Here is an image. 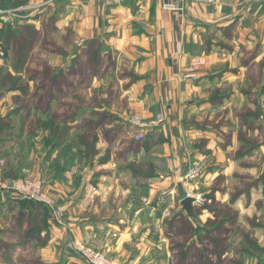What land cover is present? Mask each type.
I'll list each match as a JSON object with an SVG mask.
<instances>
[{
	"label": "rangeland",
	"instance_id": "rangeland-1",
	"mask_svg": "<svg viewBox=\"0 0 264 264\" xmlns=\"http://www.w3.org/2000/svg\"><path fill=\"white\" fill-rule=\"evenodd\" d=\"M13 1L15 0H10L12 3ZM5 2L0 5V30L24 26L40 28L33 48L28 51L27 65L23 73V81L29 85L31 96L19 101L16 97L19 93L7 94L5 97L15 94L14 106L6 111L5 117H0L3 119L0 127L6 125L4 130L6 140L9 142L17 139L15 144L19 145L20 150V152L16 151L21 158L20 165L16 166L17 169L14 171L16 177L10 184L40 181L41 187L46 191L44 186L48 174L47 167L49 166L58 176L64 168L65 171L67 169L70 171L69 174L66 172L64 175L67 183H70L77 192H73L76 194H73L75 198L82 193H78V190L79 188L81 190L83 185L90 194H93L94 187L101 184L102 196L106 192L113 194L107 200L108 203L112 200L128 201L137 196L143 188L148 189V186L156 185L161 189L157 194L153 193L155 196L153 198L161 196L166 202L162 211L165 220L161 223L167 239L166 246L149 254L147 252L132 254L134 263L164 264L161 261H164L167 249L171 264H264V244L259 248L254 242L255 239L250 238L251 234H254L253 231L244 233L242 230L246 227H242L240 220L242 217L246 221V216H251L250 223L260 229L262 231L260 235L264 236V201L256 203L252 211H247L244 203L237 202L250 184L246 180L247 175L242 174L244 172L242 166L249 167L250 162H253L249 157L253 155L255 147L260 142L255 137V130L261 131L260 138L262 135L264 137V123L261 119L264 111V105L261 103L264 99V60L260 63L254 60L255 56L264 53V45L252 44L241 48L236 55L237 59L240 57L242 60L235 61L236 68L230 70L237 74L241 63L240 77H231L233 79L229 81L230 83H225L226 86L211 91L208 97L211 103L208 105L200 103L199 105L204 106L197 108L196 113L194 112L188 120V123H191L189 125L191 130L199 135L196 140L189 143L190 148L194 150L200 147L204 155L208 151L205 146L212 142V137L216 138L215 142L222 147L231 144L233 136L239 140L235 143L236 152L229 155V157L235 156L236 161L240 162V167L236 171L238 173L227 178L219 177L214 183V188L230 193L228 201L223 204L216 203L213 200L215 197L209 194L197 195L202 197V201L205 200V207H202L196 204L198 197L191 196L187 192V186L198 181L185 179L190 167L198 162L192 160V164L187 166L185 164L176 175L171 170L174 167L170 168L168 162L161 159L164 152L162 148L167 143L171 144L168 139L166 140V133L163 131L166 120L158 129L148 132L145 140L138 142L135 139L136 130L130 119L129 123H124L106 112L95 115L93 108L110 106V103L117 101L118 81L121 78L125 77L131 82L136 80L137 77L133 74L131 66L123 61L118 69L113 60L115 53L112 50L104 47L105 57H102V51L99 50L97 43L93 42L85 49V44L80 46L73 43V35L70 31L66 35L61 33L63 30L57 31L54 26L62 13L64 0H56L54 3L51 0L49 3L54 7L47 4L48 0H43L32 16L30 12H26L27 6L24 7L25 9H12L11 3ZM3 43L4 39L0 38V67L14 73L13 68L18 62L16 51L19 50L20 45L7 48ZM97 85L100 87L96 89ZM91 117H95V120L90 121ZM54 123L58 126V132L52 135V131L56 128L52 126ZM127 150L131 151V156H128ZM54 152L53 158H55L52 162L51 155ZM191 158L193 159V156ZM10 164H7L6 160L5 162L0 160L3 170L7 171L6 167ZM202 167L204 172L209 169L203 163ZM64 175H60V179ZM176 182L182 184L186 194L195 199L194 214L204 211L215 212L214 228L217 230L204 235L202 249L193 247L192 227L183 218L176 220L180 217L177 214L186 213L181 205L182 198L178 194ZM167 184L169 185L163 188ZM107 187H111L112 192ZM97 196L99 195L90 198L87 209L91 207L90 204L96 202ZM17 199L0 208V264H68L66 258L54 263L52 261L54 256L44 250L49 239L47 217L53 218L51 210L43 203H28L26 201L29 200L19 195ZM24 202L26 204H23ZM143 203L148 204L147 201ZM23 206L29 207L28 210L26 211ZM62 210L61 221L65 217V210L63 208ZM88 214L87 212L85 215ZM201 224L205 225L202 222ZM92 228L95 229L97 226ZM98 230L101 236H106L105 229L98 227ZM199 230H202L200 226ZM213 230L212 228L211 231ZM95 234L91 231L89 234L86 233L82 243L73 240L72 244H80V248L75 250L76 253L73 250L75 257L80 260V264H90L81 250L84 248L102 254L107 262L116 264V261L106 253L108 248L105 242L97 239ZM228 235H235L232 238L234 242L237 240L239 242L244 235L249 244L238 243L237 247L233 246V250L242 249V253L231 252L227 259L223 260L221 250H228L229 242L226 241ZM154 237L159 239V236ZM186 243L190 245L185 252ZM182 253H185V256L189 254V260H181ZM172 258L175 260L173 261ZM120 261L118 264H122L123 260Z\"/></svg>",
	"mask_w": 264,
	"mask_h": 264
},
{
	"label": "crops",
	"instance_id": "crops-1",
	"mask_svg": "<svg viewBox=\"0 0 264 264\" xmlns=\"http://www.w3.org/2000/svg\"><path fill=\"white\" fill-rule=\"evenodd\" d=\"M42 1L29 0V5L24 9L32 16ZM50 1L48 0L47 4L51 5ZM55 1L53 0V3ZM178 1L64 0L62 13L54 28L57 31L63 30L61 32L63 35L70 31L73 35V43L80 46L85 44V49L93 42L97 43L99 50L102 51V57H105L104 47L112 50L115 53L113 60L117 68L123 61L127 62L137 77L132 82L125 77L121 78L118 81L117 101L110 103V106L93 108L95 115L106 112L116 116L119 122L129 123L128 120L133 115L150 119L162 113L166 120L163 128L166 133L165 138L171 144L166 142L168 145L165 144L162 148L164 152L161 159L167 161L170 168L174 167L171 170L176 175L185 164L186 166L192 164V160L198 162L196 164L203 163L209 167L198 183L187 186V192L191 196L209 194L215 197L214 202L223 204L228 201L230 193L214 188V183L219 177L227 178L238 173L236 171L240 167V162L236 161L235 156L229 157V155L236 152L235 143L239 140L233 136L231 144L222 147L215 142L216 138L212 137V142L205 146L206 151L211 152L207 151L208 154L204 155L200 147L194 150L190 148L189 143L196 140L199 135L191 130L189 127L191 123H188V120L194 112L196 113L197 108L204 106L199 105L200 103L206 105L211 103L208 98L211 91L226 86L225 83H230L229 81L235 77H240L241 63L237 74L230 70L236 68L235 61L241 62L242 58L237 59L236 55L241 48L252 44L264 45V0L246 4L240 0H222L218 5L189 2L178 4ZM166 4L176 5L178 9L166 10ZM36 29L40 31V28ZM199 60L203 62L202 66L195 68L191 66ZM254 60L257 63L263 61L264 53L255 56ZM192 73H195L198 79L184 78L185 75ZM99 87L100 85H97L96 89ZM14 96L15 94H12L0 101V117H5L6 111L14 106ZM261 103L264 105V99ZM95 117L89 118L90 121H94ZM261 119L264 123V111ZM3 132L0 133V160L4 162L6 160L7 164L10 162L11 164L6 167L7 171L0 166V208L17 199L18 194L11 190L10 182L16 177L14 171L17 169L16 166L20 165L21 159L16 154V151L20 152L19 145L15 144L17 139L8 142L4 136L5 131ZM259 134L261 131L256 129L255 137L260 142L255 147L253 155L249 157L253 162H250L249 167L242 166L244 167L242 174L247 175L246 180L250 184L237 202L244 203L247 211H252L256 203L264 201V137L262 135L260 138ZM207 139L210 140L209 137ZM126 153L128 156L132 155L130 150ZM54 154L55 152L51 155L52 162L55 158H53ZM66 172L69 174V169L65 171L63 168L60 175ZM47 173L45 190L55 204L65 210L62 221L56 220L52 212L53 218L47 217L49 239L44 250L54 256L52 260L54 263L66 258L68 264H80V260L74 255L72 242L75 239L82 243L84 235L89 234L90 231L96 233L97 239L105 242L108 248L106 253L116 261V264L121 262L120 259L123 260L122 264H136L133 261L134 257H131L132 254L141 252L149 254L166 246L164 226L161 225L165 220L162 215L165 198L161 196L153 198L155 197L153 193L157 194L161 187L150 185L148 189L143 188L137 196L128 201L112 200L111 204L107 202L113 195L111 187H107L111 194L106 192L102 196L101 184L94 187L93 194H90L83 185L81 190L80 188L78 190V193L82 192L78 199L73 193L75 188L67 183L65 175L60 179V175L52 172L49 166ZM177 184L178 182L176 186ZM93 195H99L96 197L97 203L90 204L91 207L87 209ZM143 201H147L148 204H144ZM87 212L88 216L85 215ZM204 212L195 213L193 215L195 218L186 213H179L177 216L180 217L176 219L179 221L183 218L192 227L191 242L197 249H202L206 233L210 234L217 230L214 228L215 212ZM241 215L245 214L241 213ZM246 217V221L240 217L242 227H246L242 231L246 234L253 231L254 234H251L250 238L255 239V244L262 248L264 244V236L260 235L262 231L250 223L251 216ZM91 225L97 228L93 229ZM199 226L202 230H199ZM98 227L105 229L106 236L99 234ZM154 236H159V239ZM234 236H227L226 241L229 242V246L228 250H221L223 260L227 259L231 252L242 253V249L233 250V246L238 243L249 244L244 235L239 242L232 240ZM221 237H224L223 233ZM189 245L190 243L188 245L186 243L185 252ZM169 255L166 249L164 261L161 263L171 264ZM183 260H189V254Z\"/></svg>",
	"mask_w": 264,
	"mask_h": 264
},
{
	"label": "built area",
	"instance_id": "built-area-1",
	"mask_svg": "<svg viewBox=\"0 0 264 264\" xmlns=\"http://www.w3.org/2000/svg\"><path fill=\"white\" fill-rule=\"evenodd\" d=\"M222 0H179L178 4H186L187 2L192 4H204V5H218ZM242 3H251L256 0H240ZM166 10L175 11L178 9L176 5L166 4ZM203 62L201 60L192 64L193 67L202 66ZM185 79H198V76L195 73L185 75ZM165 121L163 114H157L151 119H145L139 115L132 116L130 122L136 130L135 139L138 142L145 140L148 132L158 129ZM204 171L201 164H194L188 170V173L185 176V179H191L193 181H199L202 177ZM41 182L39 181H23V182H14L10 184V188L13 192L17 193L19 196L24 197L27 200H31L38 203H43L51 210L52 215L56 220H60L63 216L62 208L58 207L50 196L47 195V192L41 187ZM198 197V196H197ZM196 197V198H197ZM202 197H198L196 204L198 206L205 207V200L202 201ZM74 250L80 248V244H72ZM85 258L90 264H111L107 262L106 258L102 254H96L91 250L81 248Z\"/></svg>",
	"mask_w": 264,
	"mask_h": 264
},
{
	"label": "trees",
	"instance_id": "trees-1",
	"mask_svg": "<svg viewBox=\"0 0 264 264\" xmlns=\"http://www.w3.org/2000/svg\"><path fill=\"white\" fill-rule=\"evenodd\" d=\"M5 1L10 2V0H2L0 5H3V3H6ZM10 7L12 9H20L24 8L28 5L29 0H15L10 2ZM21 29V30H19ZM39 35V32L37 29L33 26H24L20 28H13V27H7V29L0 30V38L4 39V46L9 48L12 45H20V48L18 51H16V55L18 58V62L13 68L14 73L5 70V68L0 67V99L4 98L9 93H19L16 97L17 100H22L24 98H27L30 95V88L28 84H25L23 81V73L25 72V67L27 65V59H28V51H30L34 44H35V38H37ZM3 121V119H0V123ZM53 127H56L52 131V135H55L56 132H58V126H55V123L52 125ZM6 129V125L3 127H0V133H2ZM57 136L60 135L58 134ZM58 138V140H59ZM28 203H34V201H26ZM24 202L23 204H26ZM27 203V204H28ZM24 209L27 211L29 207L23 206ZM40 230V229H39ZM41 231V230H40ZM181 260L185 257V253H182L180 255Z\"/></svg>",
	"mask_w": 264,
	"mask_h": 264
},
{
	"label": "water",
	"instance_id": "water-1",
	"mask_svg": "<svg viewBox=\"0 0 264 264\" xmlns=\"http://www.w3.org/2000/svg\"><path fill=\"white\" fill-rule=\"evenodd\" d=\"M89 174V173H88ZM178 194L182 198L181 205L183 210L189 215L193 216L195 212V199L188 196L182 184H178Z\"/></svg>",
	"mask_w": 264,
	"mask_h": 264
}]
</instances>
